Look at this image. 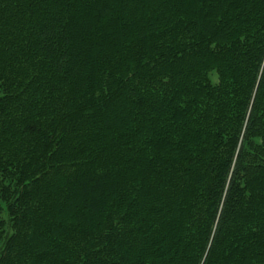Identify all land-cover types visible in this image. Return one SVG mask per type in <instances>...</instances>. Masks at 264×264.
<instances>
[{
  "label": "trees",
  "instance_id": "16d2710c",
  "mask_svg": "<svg viewBox=\"0 0 264 264\" xmlns=\"http://www.w3.org/2000/svg\"><path fill=\"white\" fill-rule=\"evenodd\" d=\"M0 264H264V0H0Z\"/></svg>",
  "mask_w": 264,
  "mask_h": 264
},
{
  "label": "rangeland",
  "instance_id": "374dc122",
  "mask_svg": "<svg viewBox=\"0 0 264 264\" xmlns=\"http://www.w3.org/2000/svg\"><path fill=\"white\" fill-rule=\"evenodd\" d=\"M214 74V73H213Z\"/></svg>",
  "mask_w": 264,
  "mask_h": 264
}]
</instances>
